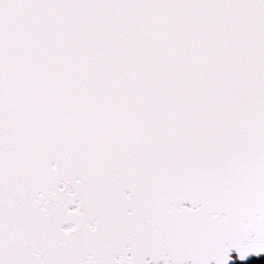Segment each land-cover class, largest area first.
I'll return each instance as SVG.
<instances>
[{
	"label": "snow or ice",
	"instance_id": "snow-or-ice-1",
	"mask_svg": "<svg viewBox=\"0 0 264 264\" xmlns=\"http://www.w3.org/2000/svg\"><path fill=\"white\" fill-rule=\"evenodd\" d=\"M264 254V0H0V264Z\"/></svg>",
	"mask_w": 264,
	"mask_h": 264
},
{
	"label": "trees",
	"instance_id": "trees-1",
	"mask_svg": "<svg viewBox=\"0 0 264 264\" xmlns=\"http://www.w3.org/2000/svg\"><path fill=\"white\" fill-rule=\"evenodd\" d=\"M245 264H264V255L259 257H254L250 261L245 262Z\"/></svg>",
	"mask_w": 264,
	"mask_h": 264
},
{
	"label": "water",
	"instance_id": "water-1",
	"mask_svg": "<svg viewBox=\"0 0 264 264\" xmlns=\"http://www.w3.org/2000/svg\"><path fill=\"white\" fill-rule=\"evenodd\" d=\"M264 254H262L261 256H263ZM254 257H257V256H252V257H250L249 258V260L248 261H250L252 258H254ZM248 261H246V262H248Z\"/></svg>",
	"mask_w": 264,
	"mask_h": 264
}]
</instances>
